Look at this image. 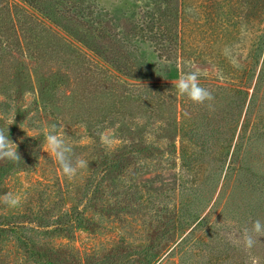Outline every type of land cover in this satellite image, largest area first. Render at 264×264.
Returning <instances> with one entry per match:
<instances>
[{"label":"rangeland","instance_id":"rangeland-1","mask_svg":"<svg viewBox=\"0 0 264 264\" xmlns=\"http://www.w3.org/2000/svg\"><path fill=\"white\" fill-rule=\"evenodd\" d=\"M13 1L0 129L20 159L0 160V197L19 203L0 201V224L19 223L0 264H264V236L243 243L264 223V0H91L88 33ZM189 61L211 101L177 93ZM54 124L87 161L72 179L46 150ZM24 239L57 252L19 254Z\"/></svg>","mask_w":264,"mask_h":264},{"label":"clouds","instance_id":"clouds-1","mask_svg":"<svg viewBox=\"0 0 264 264\" xmlns=\"http://www.w3.org/2000/svg\"><path fill=\"white\" fill-rule=\"evenodd\" d=\"M186 66L187 70L180 73L178 80L174 84L177 93L187 96L192 102L198 104L211 101L213 99L212 92L199 83L201 75H207V73L201 72L190 61L187 62ZM100 139L104 145H110L111 143L110 133L108 132L100 133ZM14 144L12 140H9L5 131L0 129V160L17 161L20 159L16 148L13 147ZM45 144L47 152L58 162L63 173L69 179H72L79 169L87 167V161L84 159L76 158L74 160L72 158V145L58 132L55 124L51 126V130L45 133ZM0 201L10 207H15L19 203V200L12 193L0 197ZM254 234L256 236H264V223L259 219L254 221L251 231L248 229L244 230L243 243L247 249H251L256 243Z\"/></svg>","mask_w":264,"mask_h":264},{"label":"trees","instance_id":"trees-1","mask_svg":"<svg viewBox=\"0 0 264 264\" xmlns=\"http://www.w3.org/2000/svg\"><path fill=\"white\" fill-rule=\"evenodd\" d=\"M26 1V0H25ZM28 1V0H27ZM34 1H39L41 2L42 7H38L39 3L35 6L38 9H47L45 8V6L43 5V2L45 0H29V2L34 3ZM47 1V0H46ZM50 1V6L48 7L49 10H53L54 12L52 14L57 15L60 17V19L62 21H68V23H71L72 21L75 22V24H79L82 26V28H85L86 33L88 32H92V30L94 31V21H95V16H94V7L93 4L91 3V0H49ZM7 5H9V11H11L13 14H16L18 11V8H20L19 4H17L15 1L13 0H7ZM21 9V8H20ZM44 11V10H43ZM45 12H52V11H45ZM17 25L15 24V27ZM28 28H26L27 30ZM12 36L11 33L7 32V37L6 38V42L4 43V46H8V44H12L8 41L9 37ZM31 38V35L25 34L24 36H18L15 40V42H13L16 45H21L25 41H29ZM0 43L2 44V41H0ZM33 52L35 55L37 54V52L31 51ZM15 213L13 212H8L6 214H4V219H5V224L7 226H3L2 224H0V226L2 225L3 227H0V229L2 230L3 233H9L10 231L12 232V230L14 231L15 229V223H19L16 220H14L15 218ZM16 221V222H15ZM25 222V221H23ZM17 228V227H16ZM47 244H40L39 242H33V241H27L26 239L24 240H19V242L17 243L16 247H18L19 251L18 253L20 254V250L23 248L25 250L26 253H31V255L33 254H37L42 255L45 252L49 251L50 253H56L57 248L53 247V246H46ZM2 246H4L2 244ZM46 246V249L43 250L41 253L40 251ZM2 249V248H1ZM0 249V250H1ZM4 250V248L2 249Z\"/></svg>","mask_w":264,"mask_h":264}]
</instances>
